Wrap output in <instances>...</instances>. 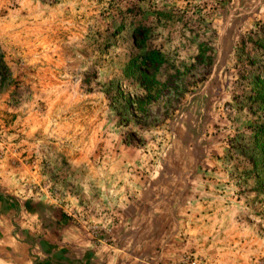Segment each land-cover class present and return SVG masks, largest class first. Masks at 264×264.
<instances>
[{
  "label": "rangeland",
  "instance_id": "obj_1",
  "mask_svg": "<svg viewBox=\"0 0 264 264\" xmlns=\"http://www.w3.org/2000/svg\"><path fill=\"white\" fill-rule=\"evenodd\" d=\"M263 131L264 0H0V198L41 229L119 264H264Z\"/></svg>",
  "mask_w": 264,
  "mask_h": 264
},
{
  "label": "crops",
  "instance_id": "obj_2",
  "mask_svg": "<svg viewBox=\"0 0 264 264\" xmlns=\"http://www.w3.org/2000/svg\"><path fill=\"white\" fill-rule=\"evenodd\" d=\"M39 229L37 215L25 201L19 199L13 207L0 198V264H63L62 259L77 258L81 264H119L118 246L90 239L66 224Z\"/></svg>",
  "mask_w": 264,
  "mask_h": 264
},
{
  "label": "trees",
  "instance_id": "obj_3",
  "mask_svg": "<svg viewBox=\"0 0 264 264\" xmlns=\"http://www.w3.org/2000/svg\"><path fill=\"white\" fill-rule=\"evenodd\" d=\"M139 56L138 63L140 68L139 73L142 88L144 89V92L149 95V100H152L153 97L156 96L155 94H157V89L155 91H153V89L157 88L160 84V81L156 79V72L159 69V66L162 64L163 55L161 54L160 50L147 48ZM151 66L154 67L155 72L148 73L146 70ZM134 112H136V110ZM261 136H264V131Z\"/></svg>",
  "mask_w": 264,
  "mask_h": 264
}]
</instances>
